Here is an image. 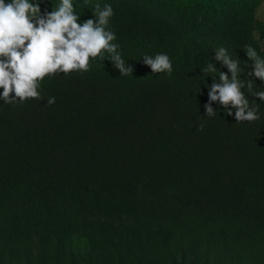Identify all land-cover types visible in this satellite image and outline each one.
<instances>
[{
	"label": "trees",
	"instance_id": "1",
	"mask_svg": "<svg viewBox=\"0 0 264 264\" xmlns=\"http://www.w3.org/2000/svg\"><path fill=\"white\" fill-rule=\"evenodd\" d=\"M30 2L43 14L60 0ZM72 4L81 24L112 7L133 72L105 52L46 77L39 100L0 99V264H264V101L252 95L264 81L246 54L264 59V0ZM220 48L251 80L258 120L237 123L219 102L205 115L210 86L231 75ZM158 53L171 74L143 63Z\"/></svg>",
	"mask_w": 264,
	"mask_h": 264
},
{
	"label": "clouds",
	"instance_id": "2",
	"mask_svg": "<svg viewBox=\"0 0 264 264\" xmlns=\"http://www.w3.org/2000/svg\"><path fill=\"white\" fill-rule=\"evenodd\" d=\"M95 8L97 19L81 24L77 22L79 16L75 14L72 0H60L55 10L43 14L39 3L30 0H0V89H3L0 99L9 104L39 100L38 89L46 77L87 72L91 61L98 57L103 59L105 52L111 54L110 60L121 75L132 73V67L126 65L118 51L119 45L113 43L115 34L107 27L113 15L112 7L105 5L101 10L97 4ZM246 54L253 62V71L248 76L264 81V59L251 46ZM215 59L221 61L231 75L220 72L219 82L214 80L210 86L205 115L214 116L212 102H219L229 116L233 115L231 109H235L237 123L258 120V109L250 106L242 91L247 86L251 92L252 83L249 80L245 85L239 79V61L232 59L225 48L217 50ZM143 63L153 74L173 71L172 61L164 53L154 57L145 55ZM205 71H216V68L209 63ZM252 95L264 101V91ZM54 103L55 97L47 100L49 105ZM202 129L203 124L198 127Z\"/></svg>",
	"mask_w": 264,
	"mask_h": 264
}]
</instances>
